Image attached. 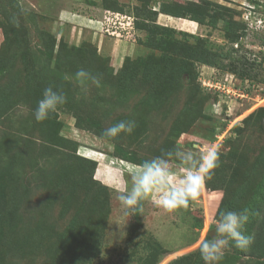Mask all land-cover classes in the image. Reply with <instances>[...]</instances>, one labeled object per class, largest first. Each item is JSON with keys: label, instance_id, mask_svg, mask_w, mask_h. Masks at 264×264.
Masks as SVG:
<instances>
[{"label": "rangeland", "instance_id": "1", "mask_svg": "<svg viewBox=\"0 0 264 264\" xmlns=\"http://www.w3.org/2000/svg\"><path fill=\"white\" fill-rule=\"evenodd\" d=\"M257 1L96 0L107 11L87 0H0V264H204L199 247L220 212L262 219ZM134 4L144 22L135 23ZM62 11L101 21L66 24ZM184 65L188 73L167 81L174 95H157L166 88H155L157 77ZM81 68L101 78L87 95ZM49 86L68 102L38 122ZM122 121L135 122L132 134L104 136ZM193 143L221 155L200 198L172 214L149 199L125 217L115 189L130 186L136 164L126 160ZM237 249L230 243L220 264H264V253L234 261Z\"/></svg>", "mask_w": 264, "mask_h": 264}, {"label": "clouds", "instance_id": "2", "mask_svg": "<svg viewBox=\"0 0 264 264\" xmlns=\"http://www.w3.org/2000/svg\"><path fill=\"white\" fill-rule=\"evenodd\" d=\"M68 79V77H65ZM76 81L83 94L87 95L90 86H101V78L81 68L76 73ZM67 96L62 90L49 86L44 90L43 99L38 102L34 113L38 122L50 119L62 106L67 104ZM134 121H122L108 128L104 136L116 138L122 133L132 134ZM221 164L217 148H203L195 143L189 148L177 147L175 150H162V155L142 164L134 165L130 173V186L115 189L123 215L132 216L143 211V201L151 200L165 212L172 214L196 202L207 181L214 178V172ZM259 215V213H255ZM250 212L225 211L214 221L216 234L212 239L201 242L199 251L204 264H220L230 243L247 250L252 239L244 234L249 222Z\"/></svg>", "mask_w": 264, "mask_h": 264}, {"label": "trees", "instance_id": "3", "mask_svg": "<svg viewBox=\"0 0 264 264\" xmlns=\"http://www.w3.org/2000/svg\"><path fill=\"white\" fill-rule=\"evenodd\" d=\"M137 1V0H136ZM260 1H263V2H260ZM152 3H154V2H152ZM253 4H255V5H262V6H264V0H259V1H257V3H253ZM117 5V4H116ZM148 5H149V3H147V4H145V8H148ZM152 5H154V4H152ZM154 6H156V4L154 5ZM157 7V6H156ZM108 8V7H107ZM131 8H133L132 9V16L134 17V19H136L135 20V23L137 24L139 21L141 22V21H143L144 22V19H146L148 16H143V14L141 13V11H140V7H139V5H136V4H134ZM109 9H111V8H109ZM115 12H123L124 11V9L122 8V7H120V6H118L117 5V7L115 8V9H113ZM258 10V9H257ZM149 12H147L148 14H150V12H152V14H154V12L152 11V9H150V10H148ZM161 11V10H160ZM259 11V10H258ZM259 14H260V17L262 18V19H264V10H262V12H260L259 11ZM141 17V18H140ZM146 17V18H145ZM137 18L139 19V20H137ZM139 22V23H140ZM242 26H243V30H245V25H243V24H241ZM247 25V24H246ZM248 27V26H247ZM260 32V34L262 33L263 35H264V31L263 32H261V31H259ZM254 33V32H253ZM201 41V40H200ZM55 46H56V43H55ZM259 47H261V48H263V50H264V38H263V40H261V43L258 45ZM58 48H60V45L58 46ZM196 55H197V53H195ZM200 54H205V53H200ZM264 54V53H263ZM251 55V54H250ZM262 61H264V56H263V58H262ZM264 63V62H263ZM190 66H192L191 64H189ZM189 65H184V66H181V67H177V66H174L175 68H172V70L170 71V73H164V76H158L157 77V80L158 81H156V85H160V86H158V87H155L156 89H161L162 87H164L163 85H162V83L165 85V87L166 88H162L163 89V91L162 92H160V93H158L157 92V95H159L161 98H163V99H166L165 97L167 96L168 98H167V100H169L173 95H174V93L171 91V87H172V85H171V87H169L168 86V84H167V81L169 80L170 81V79L172 80L171 82L172 83H175V80L177 79V77L178 76H181L182 74H184V73H188L189 71H188V67H189ZM146 70H147V68H145ZM175 70H176V72H177V74H175ZM180 70H181V72H180ZM166 72V71H165ZM146 77H149L150 78V75L149 74H147L146 73ZM173 77L175 78L174 80H173ZM126 161H128V162H131V163H134V164H136V165H138V164H142L143 162H141V163H136V162H134V160H126ZM93 164V166H92V168H93V170H94V172L96 171V169H98V166H99V164H97L98 162H92ZM209 187H213L212 185H210ZM142 205V204H141ZM219 210H221V208L219 209ZM219 210H218V213H217V215L219 214ZM139 212L140 211H136V214L138 215L139 214ZM220 214H221V212H220ZM219 214V215H220ZM260 218H261V216H260V214L259 215H254L252 218H251V220H249V222H248V224L245 226V231H244V234L246 235V236H249L251 239H252V243H251V245L249 246V248L247 249V253L244 251V250H242V249H237V250H235V252H236V254L233 256V260L235 261V260H239V259H241L243 256H249V257H251V258H253V259H255V258H258V256H260V255H262L263 253H264V213L262 214V219L260 220ZM257 220V221H256ZM252 223V224H251ZM259 226V227H258ZM247 227V228H246ZM258 227V228H257ZM252 235L254 236V237H252ZM246 253V254H245Z\"/></svg>", "mask_w": 264, "mask_h": 264}, {"label": "crops", "instance_id": "4", "mask_svg": "<svg viewBox=\"0 0 264 264\" xmlns=\"http://www.w3.org/2000/svg\"><path fill=\"white\" fill-rule=\"evenodd\" d=\"M70 1H72L73 3H79L78 0H70ZM87 2L94 3L95 5L98 4L96 2V0H87ZM97 6H99V4L96 5L95 7H97ZM97 8H100V6L97 7ZM100 10L111 11L110 9H102V8H100ZM115 13H120L121 14V12H115ZM73 15H74L75 18H73ZM133 19H134V17H133ZM61 20L64 21V23H66V24H76V23H80V24H96V23H99L101 21V20L95 19L92 16H85V15L80 16L78 14L75 15V13H73L72 11L71 12L70 11H62V19ZM73 20H76L75 21L76 23Z\"/></svg>", "mask_w": 264, "mask_h": 264}, {"label": "built area", "instance_id": "5", "mask_svg": "<svg viewBox=\"0 0 264 264\" xmlns=\"http://www.w3.org/2000/svg\"><path fill=\"white\" fill-rule=\"evenodd\" d=\"M255 7V6H254ZM254 7H252V9H255ZM257 10V9H256ZM259 14V13H258ZM259 23L262 24V26L264 27V19H262L260 16L258 18Z\"/></svg>", "mask_w": 264, "mask_h": 264}]
</instances>
